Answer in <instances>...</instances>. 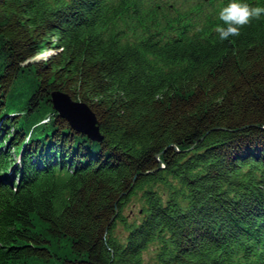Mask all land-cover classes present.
Masks as SVG:
<instances>
[{
    "label": "trees",
    "instance_id": "1",
    "mask_svg": "<svg viewBox=\"0 0 264 264\" xmlns=\"http://www.w3.org/2000/svg\"><path fill=\"white\" fill-rule=\"evenodd\" d=\"M229 2L0 0V264H264V17L221 41Z\"/></svg>",
    "mask_w": 264,
    "mask_h": 264
},
{
    "label": "water",
    "instance_id": "2",
    "mask_svg": "<svg viewBox=\"0 0 264 264\" xmlns=\"http://www.w3.org/2000/svg\"><path fill=\"white\" fill-rule=\"evenodd\" d=\"M50 101L52 108L74 130L87 135L91 140L100 141L102 139L96 115L87 103L73 100L68 94L61 91L51 92Z\"/></svg>",
    "mask_w": 264,
    "mask_h": 264
},
{
    "label": "clouds",
    "instance_id": "3",
    "mask_svg": "<svg viewBox=\"0 0 264 264\" xmlns=\"http://www.w3.org/2000/svg\"><path fill=\"white\" fill-rule=\"evenodd\" d=\"M262 17H264V7L251 6L241 0H230L219 11V20L222 24H218L215 31L221 41L228 40L229 37H238L242 27L250 25L253 20H260ZM52 54L54 53L50 50L41 52L37 59L47 58Z\"/></svg>",
    "mask_w": 264,
    "mask_h": 264
},
{
    "label": "rangeland",
    "instance_id": "4",
    "mask_svg": "<svg viewBox=\"0 0 264 264\" xmlns=\"http://www.w3.org/2000/svg\"><path fill=\"white\" fill-rule=\"evenodd\" d=\"M46 51H49V49H46V50H44V51H42V52H46ZM50 51L52 52L51 49H50ZM37 56H38V54H37L36 56H34L32 59H33V60L45 59V58H43V57L37 59ZM147 256H148L147 253H145V254H144V257L146 258Z\"/></svg>",
    "mask_w": 264,
    "mask_h": 264
}]
</instances>
